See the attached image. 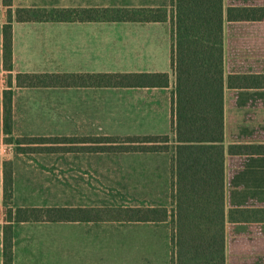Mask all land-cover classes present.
I'll use <instances>...</instances> for the list:
<instances>
[{
  "label": "crops",
  "instance_id": "crops-1",
  "mask_svg": "<svg viewBox=\"0 0 264 264\" xmlns=\"http://www.w3.org/2000/svg\"><path fill=\"white\" fill-rule=\"evenodd\" d=\"M166 1L126 0L117 6H92L90 3L67 6L64 0H13L12 9L164 8L170 14L173 10L172 0H168V4ZM260 6H264V0H224L225 11L230 7ZM7 10L8 7L0 0V144H4V139L8 137L4 132L6 90L13 92L11 137L93 136L98 131L95 113L99 90H102L114 98L112 108H121V113L111 114L104 126L110 123L115 127L118 123L126 131L124 135L106 134L116 137L170 138L167 151L122 153L123 163L109 165L105 169L118 173L108 182L113 184L111 190L113 193L118 192L120 201L127 203L124 205H106L105 200L99 202V165L92 162V155L94 159L97 158L96 152H90L89 163L72 165H67L65 153L59 150L46 151L40 155L16 153V156L7 159L13 166L14 208L150 207L171 211L174 208L173 162L177 146L172 128L176 90V76L171 66L172 34L128 35L131 43H157L163 46L150 48L147 60L142 61L140 67L135 63L124 72L98 71L97 46L99 24L127 26L141 33L148 29L158 31L161 29L158 26L170 23L172 31L170 16L167 22L150 23L15 20L13 70L8 72L3 60V26ZM224 37L223 147L227 210L233 192L234 203L247 205L248 208L244 209L254 218L249 223H233L239 235L247 236L249 242H264V80H259V76H264V21L226 20ZM96 73H167L170 84L165 88H27L18 87L16 78L18 74ZM4 145L8 151L0 155L10 154V145ZM3 166V160H0V217L3 215L5 219ZM147 173L149 180L146 179ZM97 223L101 222L14 223L13 264H99V257L95 255L97 243L91 239ZM5 224L6 221L3 224L0 221V264H4Z\"/></svg>",
  "mask_w": 264,
  "mask_h": 264
},
{
  "label": "trees",
  "instance_id": "trees-1",
  "mask_svg": "<svg viewBox=\"0 0 264 264\" xmlns=\"http://www.w3.org/2000/svg\"><path fill=\"white\" fill-rule=\"evenodd\" d=\"M259 1V0H257ZM3 26V60L13 70V22H172L171 66L176 76L172 128L176 135L173 162L174 208H13V166H3L5 205L4 264H13V224L24 222H130L172 221L174 256L172 264H227V223L254 218L247 205L234 203L227 210L224 155L225 21H264V6L224 8V0H172L169 14L164 8H18L13 0ZM12 76H9L11 79ZM17 86L27 88H165L167 73L18 74ZM256 79L255 77H251ZM264 76H259L262 80ZM11 82L9 81V86ZM13 92H4V132L12 142ZM60 138H20L23 145L50 146ZM76 140V139H74ZM93 152L156 153L169 149V136L96 138ZM162 140V142L160 141ZM28 141V142H24ZM55 142V143H53ZM161 142V143H159ZM74 143V142H73ZM78 142H75V144ZM79 143L82 144V142ZM85 143V142H84ZM51 152L53 149H40ZM60 149H55V151ZM243 210V211H241Z\"/></svg>",
  "mask_w": 264,
  "mask_h": 264
},
{
  "label": "rangeland",
  "instance_id": "rangeland-1",
  "mask_svg": "<svg viewBox=\"0 0 264 264\" xmlns=\"http://www.w3.org/2000/svg\"><path fill=\"white\" fill-rule=\"evenodd\" d=\"M67 6H80L81 4L90 3L92 6H112L121 5L126 0H64ZM139 1V0H137ZM167 4L169 1H166ZM158 31L148 29L141 33L133 31L131 28L122 25L113 24H99L98 25V71L108 72H124L131 69L135 63L140 64L142 61L147 60L146 56L149 55V49L152 47L163 46V44H150V43H131L128 41V35L142 34V35H159L166 34L171 36V24L167 26H158ZM134 28V27H133ZM137 29V28H135ZM107 92L99 90V99L95 115L98 121V131L93 136H67L57 137L60 141H55L56 144L50 146H29L23 145L21 149L38 150L36 153H21L24 155L44 153L46 151L40 149L51 148L52 151L60 149L66 156L67 165H72L78 162H88L91 148L95 144L90 142L97 141L96 138L116 137V135L106 134H125L126 131L122 129L121 125L116 123L115 127L112 124L104 123L108 121L111 114L121 113V108L114 109V98L106 95ZM115 112V113H113ZM119 125V126H118ZM159 127L161 126L158 124ZM136 126V125H135ZM112 127V128H111ZM109 128V129H107ZM119 128V129H118ZM161 131H164L161 126ZM156 130H158L156 128ZM123 132V133H122ZM120 136V135H119ZM22 138V137H21ZM28 138V137H24ZM20 138L12 137V142H7L4 139L3 143L10 145V154L0 155V160L9 161L13 155L19 153L16 140ZM76 139V140H74ZM83 141L82 144L79 143ZM162 142V140H160ZM28 142V141H24ZM53 142V143H55ZM74 142V143H73ZM75 142H78L75 144ZM85 142V143H84ZM159 142V143H161ZM94 153V152H93ZM97 158H93L92 162H97L99 165L98 171V189H99V202L105 200L108 204L124 205L118 197V192H112V185L109 179L113 175L111 171L105 169L109 165L123 163V154L116 152H96ZM37 157V156H36ZM161 162V161H158ZM120 174V173H119ZM146 179L149 180L147 173ZM117 191V190H114ZM113 195V196H112ZM116 196V197H114ZM113 197V199H111ZM119 200V201H118ZM118 201V203H117ZM146 205V203H143ZM12 207L13 201H12ZM169 210V209H168ZM6 211V208H5ZM170 211V210H169ZM172 211V209H171ZM0 221L5 222L4 216L1 215ZM93 227V226H92ZM94 233L91 239L97 243V253L99 257L98 263L101 264H172L174 256L172 237L174 234V226L171 220L167 223H127V222H101L97 223V228L93 230ZM227 264H264V242H249L247 236L239 235L237 227L231 222L227 223ZM93 243V242H92Z\"/></svg>",
  "mask_w": 264,
  "mask_h": 264
},
{
  "label": "built area",
  "instance_id": "built-area-1",
  "mask_svg": "<svg viewBox=\"0 0 264 264\" xmlns=\"http://www.w3.org/2000/svg\"><path fill=\"white\" fill-rule=\"evenodd\" d=\"M8 151L7 146L0 144V154H6Z\"/></svg>",
  "mask_w": 264,
  "mask_h": 264
}]
</instances>
